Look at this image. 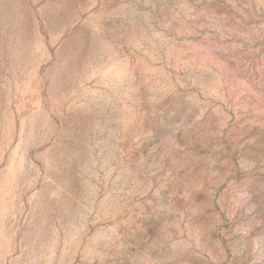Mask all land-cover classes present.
<instances>
[{
	"label": "rangeland",
	"instance_id": "1",
	"mask_svg": "<svg viewBox=\"0 0 264 264\" xmlns=\"http://www.w3.org/2000/svg\"><path fill=\"white\" fill-rule=\"evenodd\" d=\"M0 264H264V0H0Z\"/></svg>",
	"mask_w": 264,
	"mask_h": 264
}]
</instances>
